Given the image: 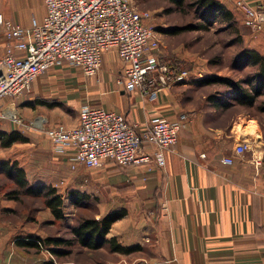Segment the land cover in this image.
Wrapping results in <instances>:
<instances>
[{
    "label": "crops",
    "instance_id": "crops-1",
    "mask_svg": "<svg viewBox=\"0 0 264 264\" xmlns=\"http://www.w3.org/2000/svg\"><path fill=\"white\" fill-rule=\"evenodd\" d=\"M219 1L245 25L236 0ZM247 1L264 4V0ZM44 16L43 0L0 2V17L6 22L27 27L34 20L42 21ZM2 33L0 23V43L4 44ZM124 66L116 50L106 51L98 77H86L89 79L86 80L76 74L67 79L69 92L73 94L71 100H83L89 103L86 105L124 115L139 134L146 133L156 118L175 120L187 114L188 119L177 143L164 152V166L155 159L158 152L155 145L144 148L152 157L151 163L128 169L107 163L117 169L107 167L104 171L76 162L74 149L64 156L53 151L55 160L68 163L71 172L78 171L80 176L81 169H87L93 176H88L92 183L94 177H99L106 190L104 216L115 211L126 212L112 226L104 246L126 256L149 255L138 264H264V146L257 125L250 121H233L227 127L218 125L219 117L211 119L203 106L190 105L191 98L184 95V89L191 90L194 84L186 82L174 83L162 89L157 100L147 101L138 91L127 92L118 83ZM64 67L67 64L53 70ZM52 80V72L40 75L33 89L16 100V106L27 121L40 115L46 117L49 128L79 125L80 109L77 114L69 113L76 109L60 101L59 91L53 93ZM0 122L8 123L0 125V133L19 131L29 139L27 143L3 149L31 145L40 139L34 131L9 120L0 119ZM242 143L248 144V150L239 156L235 149ZM227 157L233 158L232 165L222 162ZM20 168L26 172L25 167ZM75 191L87 200V195L78 188ZM111 241L135 250L130 254L116 252Z\"/></svg>",
    "mask_w": 264,
    "mask_h": 264
},
{
    "label": "built area",
    "instance_id": "built-area-1",
    "mask_svg": "<svg viewBox=\"0 0 264 264\" xmlns=\"http://www.w3.org/2000/svg\"><path fill=\"white\" fill-rule=\"evenodd\" d=\"M43 1V20H34L30 26L0 17L6 39L0 43V119L43 133L57 155L74 149L76 162L88 168L100 169L107 163L121 168L149 164L152 157L145 152L146 145L157 147L155 159L164 166V152L177 143L187 114L175 120L156 118L144 134L124 115L90 105L80 108V123L72 128H49L48 119L41 115L30 121L22 116L16 100L31 91L40 75L67 64L84 77L94 78L108 50H116L125 63L118 83L127 92L138 91L147 101L157 100L162 89L189 79L187 71L179 72L174 61L155 51L153 29L146 24L149 15L138 12L131 0ZM235 4L243 12L246 26L255 32L264 29V4L247 0ZM247 150L248 145L242 143L235 152L241 156ZM222 162L232 165L234 160L227 157Z\"/></svg>",
    "mask_w": 264,
    "mask_h": 264
},
{
    "label": "rangeland",
    "instance_id": "rangeland-1",
    "mask_svg": "<svg viewBox=\"0 0 264 264\" xmlns=\"http://www.w3.org/2000/svg\"><path fill=\"white\" fill-rule=\"evenodd\" d=\"M131 3L138 12L149 15L146 24L153 29L152 43L158 47L155 51L170 61H177L175 63L178 69L188 72L189 79L185 84L194 85L191 90L185 88L184 95L191 98L190 105L203 106L211 119L219 117L218 125L227 127L233 121L255 123L259 130L258 137L264 146V111H262L264 95L256 98L253 106L236 104L222 113L218 107L214 108L213 100L230 103L233 101L231 90L219 83L212 85L202 83L206 78L230 79L251 91L252 86L249 82L255 76L256 70L247 65L239 55L247 48H257L264 55V29L255 32L248 26L242 25L235 15L232 24L216 21L208 30H186L197 25H209L198 10L196 0H186L182 8L165 0H131ZM174 29L182 31L177 35L166 32ZM70 68L67 65L64 69H51L49 73H54L53 93L59 91L60 101H66L67 106L76 109L69 113L77 114L83 105L89 103L83 100L72 101L70 97L73 94L69 92L70 87L66 81L71 77L70 75L76 74L86 80L89 79ZM4 124L8 123L0 122V125ZM35 133L40 139L36 138L37 142L34 141L31 145L20 144L10 149H3L0 146V164L9 162L25 167L30 185L35 186L43 182L47 186L57 188L65 197V219L55 220L51 211L40 199L22 194L19 196L17 194L16 200L8 198L9 194L19 189L13 180L1 171L0 264H138L149 258V255L144 253L126 256L112 252L107 246L94 250L79 244L72 230L83 219L104 217L106 190L100 184L102 182L98 180V176L94 177L93 183L90 181L92 174L87 169L86 171L81 169L82 174L79 176L78 171L76 173L70 171L68 163L55 160L54 149L45 135ZM107 167L117 169L105 165L98 170L104 171ZM76 188L87 195V200L81 207L74 206L70 201V194L76 192ZM28 235L42 239L71 241L72 244H51L39 248L18 247L17 240L27 239Z\"/></svg>",
    "mask_w": 264,
    "mask_h": 264
},
{
    "label": "trees",
    "instance_id": "trees-1",
    "mask_svg": "<svg viewBox=\"0 0 264 264\" xmlns=\"http://www.w3.org/2000/svg\"><path fill=\"white\" fill-rule=\"evenodd\" d=\"M173 3L178 8L184 7L186 0H165ZM198 10L201 12L205 22L209 25H197L195 27H189L186 30H208L210 26L216 21H226L232 24L234 15L231 11H228L219 0H196ZM232 26V25H231ZM182 30L174 29L166 31L170 34H180ZM239 56L250 67L255 68L256 74L250 80L252 86L251 91L242 87L239 83H235L230 79H216L206 78L204 84L212 85L215 83L226 85L232 92L231 98L233 101L230 103L219 102L216 99L213 100L214 108H217L224 113L236 104L253 106L255 99L264 95V55L256 49H245ZM177 62V61H175ZM177 64V63H176ZM179 72L182 70L179 68ZM264 111V105L262 107ZM29 139L25 137L19 131L2 132L0 133V144L2 148H9L16 143H27ZM3 172L8 178L18 186L17 191L9 194L7 197L16 200L15 197L22 194L24 196L32 197L42 200L44 206L49 209L54 216L55 220L61 221L65 219L64 213V197L59 193L57 188L47 185H30L27 174L24 169L20 168L16 163L4 162L0 164V172ZM71 202L76 207L83 206L86 199L81 197L78 193H71ZM2 200V194L0 191V201ZM126 215L125 211H115L104 216L101 219H83L77 227H74L72 232L81 246L89 249L97 250L102 248L106 243V236L110 232L112 226ZM17 246L22 248L34 247L39 248L43 245H71V241H63L58 239H42L38 236L28 235L27 239L17 240ZM113 250L125 254H130L135 249H127L118 246L115 242H110ZM55 252V251H54Z\"/></svg>",
    "mask_w": 264,
    "mask_h": 264
},
{
    "label": "bare ground",
    "instance_id": "bare-ground-1",
    "mask_svg": "<svg viewBox=\"0 0 264 264\" xmlns=\"http://www.w3.org/2000/svg\"><path fill=\"white\" fill-rule=\"evenodd\" d=\"M253 131H254V129H253ZM241 132H242V131H241ZM241 132H240V134H241ZM243 134H244V133H243ZM243 134H242V135H243Z\"/></svg>",
    "mask_w": 264,
    "mask_h": 264
}]
</instances>
